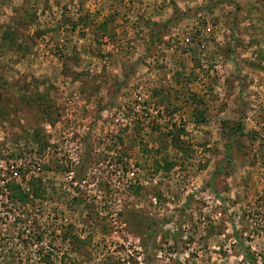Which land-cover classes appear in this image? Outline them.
Instances as JSON below:
<instances>
[{"label":"rangeland","instance_id":"rangeland-1","mask_svg":"<svg viewBox=\"0 0 264 264\" xmlns=\"http://www.w3.org/2000/svg\"><path fill=\"white\" fill-rule=\"evenodd\" d=\"M264 264V0H0V264Z\"/></svg>","mask_w":264,"mask_h":264},{"label":"trees","instance_id":"trees-1","mask_svg":"<svg viewBox=\"0 0 264 264\" xmlns=\"http://www.w3.org/2000/svg\"><path fill=\"white\" fill-rule=\"evenodd\" d=\"M245 259L250 263V264H257V259L252 253H246Z\"/></svg>","mask_w":264,"mask_h":264}]
</instances>
